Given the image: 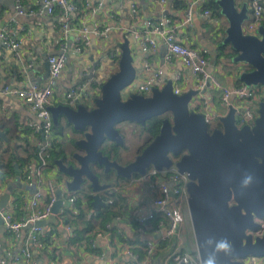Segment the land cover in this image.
Returning <instances> with one entry per match:
<instances>
[{"label":"water","instance_id":"95a60500","mask_svg":"<svg viewBox=\"0 0 264 264\" xmlns=\"http://www.w3.org/2000/svg\"><path fill=\"white\" fill-rule=\"evenodd\" d=\"M216 2L227 21L223 44L235 52L231 62L246 67L237 80L246 87H264V26L258 27L254 34H245L242 26L248 18L247 2L240 8L235 0ZM114 64L115 72L100 85L99 97L93 99L91 108L79 102L75 106L49 107L54 126L62 119L65 126L78 133L72 142L77 152L71 155V163L65 165L63 158L51 163L66 178V192H78L87 184L90 205L96 210L105 205L98 194L105 188L99 184L92 170L94 166L112 168L124 178L133 174L143 176L149 168L160 172L173 166L187 179L186 207L200 261L246 264L247 257H262L264 236L252 240L245 233L255 229L253 218L264 217V103L259 104L251 128H237L234 109L229 108L219 120L220 128L212 129L190 105L196 92L190 89L174 95L172 77L163 76L160 87L155 85L148 93H137L142 82L127 41L119 46ZM44 67L48 70L47 62ZM164 115L158 134L130 163L122 166L102 153L108 143L123 144L118 124L144 125ZM0 139L7 142L2 132ZM56 199L52 214L63 204L61 190L56 191ZM8 200V193L1 195L0 211ZM51 220L53 216L32 226L44 227ZM29 228L30 225L24 229ZM151 237L157 240L160 234ZM221 244L223 247H219Z\"/></svg>","mask_w":264,"mask_h":264},{"label":"crops","instance_id":"0c3cea01","mask_svg":"<svg viewBox=\"0 0 264 264\" xmlns=\"http://www.w3.org/2000/svg\"><path fill=\"white\" fill-rule=\"evenodd\" d=\"M16 1H19L24 6V14H16L14 7ZM73 1L80 4L82 8L69 16L68 19H62L57 12L51 15L40 12L42 0H0V23L19 43V48L15 52L4 49L0 45V89L4 86H9L21 90L28 88L34 83L46 85L49 81V71L44 67L47 58L63 53L65 55V65L52 88V106L62 104L60 98L64 93L77 84L84 83L90 96L86 100L84 99L82 104L91 108L93 99L99 97L100 85L109 75L115 72L112 54L119 56V46L124 41H127L139 80L147 79L152 69L159 70L162 77L166 78L173 77V75L179 73L183 79L182 91L189 90L192 88L191 85L194 81L191 72L177 59L170 64L163 61L165 47L159 38H156L158 48L156 54L151 55L142 52L140 49V35L135 34V32L140 34L143 29V22L148 19H170L173 25L176 26L175 41L177 43L205 50L208 54L209 63L212 62L210 56L214 55L213 67L217 76L211 71L209 74L222 87L232 89L238 81L239 73L246 69L243 64H235L231 61H217L216 42L220 33L217 32L213 35L211 29L218 27L220 30H225L227 21L221 15L216 19L217 22L213 23L202 15L201 5L192 0H165L164 4L149 0ZM246 1L235 0L237 8H240ZM176 3L189 5L188 8L191 10L190 26L181 24L187 8L180 10L176 8ZM132 4L135 8L134 11ZM64 22L70 27L67 33L61 32V25ZM79 28L90 31L91 35L89 36L88 45L85 47L81 46V50L77 51L74 45L78 37V31L76 30ZM97 29H108V33L104 37H98L94 34ZM215 91L212 88L208 89L207 93L204 94L205 100L208 102L207 105L213 114L224 115L226 110L219 103V92ZM35 121V117L21 100L0 95V132L4 133L7 139V142L0 139V152L3 153V157L6 158L12 148L16 149L18 156H20L26 142L33 145L37 141V136L34 135L37 133L29 125ZM59 123L62 127L59 135L61 138L60 143L64 152L63 158L66 160L71 154L77 152L72 142L74 137H78V133L74 132L70 126H65L64 120L60 119ZM117 129L123 137V146H119V148L126 147L125 141L128 138L130 129L124 122L118 124ZM3 151H6V153ZM122 151L125 150L121 149L119 153H122ZM121 153L120 155H122ZM23 172L24 167H21V165L15 166L14 177L3 184L0 183V197L5 193L9 194V200L1 211L10 210L15 222L27 218L29 214L25 209V205L24 207L19 205L14 208L13 204L16 198L19 197L20 200L23 199L24 203H26L30 201L35 193L34 188L26 190L20 187V185H24L19 180ZM44 176L46 180L50 179L54 183L56 191L61 190L63 206H66V198L68 196V192H66L64 187L66 178L62 174L60 175L56 168L51 165L46 167ZM84 187L85 189H81L80 192L83 193L84 198L89 200L90 204L91 199L88 196L91 192L87 184H84ZM146 187L143 186L145 189L132 188L127 190L125 197L128 203L125 211L128 214L114 223L128 237L133 235L130 224L133 219L132 209L134 207L139 209L140 206H142L141 210L143 207H146L145 209L147 210L151 209L149 192ZM39 193L43 198L46 197L45 186L40 188ZM101 202L106 205L104 200H101ZM42 205L41 199L39 207H42ZM23 210H25V214L22 213ZM91 210L94 211L92 207ZM186 215H188L187 211ZM51 225H55L58 230L56 234L59 236L57 237L54 234L49 241L57 248L56 254L59 264H109L110 258H113L117 264H126L127 257L124 250L119 249V251H116L112 246L110 236L109 244L111 250L108 248V242L105 239H99L96 253H90L85 247L65 246V236L55 219L46 223L43 229H49ZM27 233L28 229L23 228L15 237H9V233L0 224V259L7 247H14L15 250L19 247H30L32 249L30 250L32 257L36 263L43 264L45 262V254L31 247L27 239ZM151 234L148 235L147 232H144L140 237L143 240H149ZM102 251L103 253H101ZM8 264L13 263L8 262ZM255 264H264V261L259 259L256 260Z\"/></svg>","mask_w":264,"mask_h":264},{"label":"built area","instance_id":"2783aa9c","mask_svg":"<svg viewBox=\"0 0 264 264\" xmlns=\"http://www.w3.org/2000/svg\"><path fill=\"white\" fill-rule=\"evenodd\" d=\"M151 2H157L158 4H164L165 0H149ZM200 5L205 0H192ZM247 6L249 10V19L243 23L242 29L245 34H254L258 27L263 26L264 23V0H247ZM16 14H24V6L16 1L14 5ZM134 11V6L132 4ZM40 12L47 15H51L57 12L62 19H68L69 16L76 12L75 5L72 0H42ZM202 15L208 18V20L216 23V19L209 17L208 11H202ZM182 25L191 24V10L187 8L185 17L181 22ZM143 29L138 34L139 46L142 52L149 53L151 55L156 54L158 51L156 45V38H159L164 44L163 61L167 64L172 63L175 59L179 60L182 65L188 69L194 81L191 85L193 91L196 92L190 101V105L193 110L203 115L204 122L210 128H214L215 124L219 123V120L224 115L213 114L208 107V102L205 100L204 94L208 89L216 90L219 92L220 105L228 111L229 108L234 109V124L236 127H252L255 121V113L253 104L256 101V96H259L263 89L259 87H246L242 83L238 86H234L232 89L222 87L219 82L207 72L206 68L209 65V60L204 57L205 50H197L190 48L181 43L175 41V28L173 22L170 19H148L143 22ZM70 27L64 22L61 25V32L67 33ZM78 37L75 40V49L81 50V46L85 47L89 43L90 31L84 28H79ZM89 32V33H88ZM108 33V29H97L94 34L98 37H104ZM0 45L7 50L15 52L19 48V43L14 39L10 32L6 30L4 25L0 23ZM117 54H112L114 63L117 60ZM49 71V81L46 85H39L37 83L31 84L26 89H17L9 86H4L0 89V95H6L9 97L17 98L25 104L30 112L35 117L36 121L30 123L33 131L39 135V140L34 142L36 150V159L32 161L25 169L22 183L29 188H34L35 193L31 197L29 202L25 203V209L28 211L27 218H24L18 222L12 219V213L10 210L1 211L0 219L1 225L5 231L9 234V237H15L20 230L30 225L27 233V239L31 246L40 251L44 247L40 241V237L44 236L43 227L32 226L35 222L43 221L53 216L57 221L59 228H61L64 236V245L67 246L68 242L74 238V232L70 227L63 224L62 221V207L69 206L71 209H75L77 198L74 193H68L66 198V206H62L55 214H52L53 205L56 203V187L54 183L44 176V171L49 164L50 152L55 143L60 142L61 138L53 132V121L49 112V107L52 106V94L53 85L57 78L61 75L65 65V55L63 53L58 55L49 56L46 60ZM149 67V66H148ZM172 92L174 95H180L183 92V79L179 73L172 77ZM142 84L137 88V93H148L150 88L157 85L161 86L164 83L162 74L157 69H152L150 76L141 80ZM86 84L79 83L68 92L64 93L60 101L64 105L75 106L76 102L82 104L83 100L90 96L89 91L86 90ZM189 89V90H190ZM188 91V90H187ZM210 96V95H209ZM214 112V111H213ZM187 179L185 175L179 174L172 166L166 169H162L160 172L149 168L145 175L138 176L131 179L127 183V190L132 188L142 189L143 186H147L148 196L150 198L151 209L147 210L142 206L137 209H132V217L139 224L137 232L143 233L141 226H149V223L153 220L157 221L154 225V230L151 232V236L154 234H160V238L153 240L152 237L149 240H139L140 243L135 247H143L145 252V258L141 261L137 260L138 256L132 250L123 248L127 257L126 264H150V257L157 250L158 242H172V239H176L179 236L180 227V214L181 207L186 205L187 194L185 191V184ZM45 186L46 197H42L39 193L40 188ZM116 187L111 188V192L116 191ZM145 189V188H143ZM139 191V190H138ZM125 192V193H126ZM109 193V192H108ZM42 199V207H39V202ZM141 210V211H140ZM255 229L246 231L245 235L250 236L252 240L264 236V217L253 218ZM112 227V224H111ZM109 229V226H106ZM150 235V234H148ZM110 234L106 232H97L91 239V247L97 248L98 240L105 239L109 244ZM51 238V237H50ZM50 240V239H49ZM67 243V244H66ZM174 246V243L172 242ZM110 246V247H109ZM174 246V250L165 259L163 264H205L200 261L198 255H182L180 251ZM111 250V249H110ZM113 250V248H112ZM42 252V251H41ZM103 253V251L101 252ZM45 262L43 264H59L57 261V254L46 251ZM192 254V253H190ZM102 255V254H101ZM184 256H191L187 260ZM264 261V255L259 258ZM258 258L247 257L245 259L246 264H255ZM170 261V262H169ZM37 264L32 257L29 247H19L16 250L14 247H7L3 251V256L0 259V264ZM109 264H117L112 258L109 259Z\"/></svg>","mask_w":264,"mask_h":264},{"label":"trees","instance_id":"16d2710c","mask_svg":"<svg viewBox=\"0 0 264 264\" xmlns=\"http://www.w3.org/2000/svg\"><path fill=\"white\" fill-rule=\"evenodd\" d=\"M73 1V0H72ZM217 0H205L204 3L201 5L202 11L206 10L209 13V17L211 19H218L220 14V9L217 5ZM76 12L80 10L81 5L74 2ZM175 4V3H174ZM176 8L180 10H185L188 8L189 5L182 4V3H176ZM224 29H219L218 27H214L211 29L212 34L215 35L217 32L220 33L219 39L216 42V59L217 61H224V62H230L232 58L235 56V52L230 48L228 44H223L224 39ZM192 48V47H190ZM197 50H201L198 48H193ZM204 57L208 58L207 53H203ZM240 84L239 81H237L235 86H238ZM166 116V115H164ZM163 117L160 116V124L161 119ZM146 124L148 125V133L154 137L158 134L159 129V121L158 117L152 118L148 121H146ZM215 127L218 129L220 128V124H215ZM62 131V127L60 123H58L57 126L53 127V132L55 135L59 136ZM37 136V140H39L38 134H34ZM60 137V136H59ZM105 149V148H104ZM124 149V147L119 148V146H116L112 143H108L107 145V153L103 152L104 155L108 156L111 159L119 160L118 152ZM106 150V149H105ZM6 153V151H3ZM16 149L12 148L10 151V154L5 158L3 157V153L0 152V183L3 184L12 177H14V168L15 166L21 165V167H24V171L26 167L36 159V150L35 146L28 144V142L25 143V146L23 147L22 154L18 156ZM64 152L63 148L61 147V143H55L51 152H50V159L48 166L51 165L52 160L63 158ZM23 174L20 176L19 180L22 181ZM125 185L119 186L120 182H116L113 187H116L115 192H111V194L106 193V196L104 194L102 200L105 201L106 205L101 206L97 208L96 210L92 211L89 200L87 198H84L82 192L74 193L73 195L76 196V206L75 209L69 208V206L62 207V221L63 224L67 225L71 228V230L74 232V238L70 240L67 244V246H75L76 248L85 247V249L90 253H96L97 248L91 247V239L97 232H108L110 234V239L112 246L116 251H119V249L124 250L125 248L132 250L136 255L138 256L139 261L143 260L145 258V252L143 250V247H135L140 243L139 240H141L140 235L137 232V228H139V224L136 222V220L132 219L131 229H132V237H128L124 235L118 228L115 226V222L118 219H123L124 216H126L128 213L125 211L126 204L125 201L126 197L123 195V192L126 191V184L127 181H124ZM120 187V188H119ZM25 201L22 199L20 200L19 197L16 198L13 206L16 208L21 205L24 207ZM16 211V209H14ZM23 214H25V210L22 211ZM22 215V214H21ZM14 216L12 215V219ZM133 218V217H132ZM14 220V219H13ZM157 221L153 220L149 223V226H141V229L144 232H147L150 234L154 230V225ZM112 224V227H111ZM106 226H109V229L106 228ZM58 232L55 225H51L49 229H45L44 233L45 235L40 237V241L42 242L43 249L40 250L43 253L46 251L50 253H55L57 248L51 244L49 241L50 237H52L54 234ZM57 235V234H56ZM59 235H57L58 237ZM172 242L174 243V246L176 245V240L172 239ZM172 242H158L157 244V250L154 252V254L150 257V261L148 262L150 264H163L165 263V259L168 255L172 253L174 250V246L172 245ZM32 247V246H31ZM124 248V249H123ZM30 250H32L29 247ZM180 252L183 253V250ZM191 253V252H190ZM170 262V261H169Z\"/></svg>","mask_w":264,"mask_h":264},{"label":"flooded vegetation","instance_id":"af4514ba","mask_svg":"<svg viewBox=\"0 0 264 264\" xmlns=\"http://www.w3.org/2000/svg\"><path fill=\"white\" fill-rule=\"evenodd\" d=\"M263 26H264V23H263ZM259 88H262L263 89V92L259 95V96H256V101H255V103L253 104V108H254V113H255V116H256V118H257V110H258V107H259V104L260 103H264V87H260V86H258ZM162 117H165V116H162ZM256 118H255V120H256ZM158 121H159V128H160V116L158 117ZM124 123H126V122H124ZM219 124V123H218ZM126 125V124H125ZM126 126H128V128L130 129V133L131 134H135V136H138V139L140 140V145H138L137 147H136V149H135V153H136V155L135 156H137L138 154H140L141 152H142V150L154 139V137L156 136H154V137H152L149 133H148V129H149V127H148V125L146 124V122H145V124L144 125H140V124H130V125H126ZM214 127V129H218L217 127H215V126H213ZM242 127V126H241ZM237 128H240V127H237ZM159 130V129H158ZM140 132V134H137V132ZM137 134V135H136ZM141 137H143V140H141ZM123 138V137H122ZM113 144V143H112ZM116 146H123V144L122 145H116ZM75 150V149H74ZM124 150V149H123ZM76 151V150H75ZM103 152H105V153H107V149L105 150L104 148L102 149V153ZM185 153V152H184ZM118 154H120L119 152H118ZM182 154H183V152H182ZM72 155V154H71ZM135 156H133L132 157V159L131 160H128V161H121V160H115V159H111V157L109 158L110 160H115L118 164H120V165H122V166H124V165H126V164H128V163H130L131 161H133V159H134V157ZM64 159V162H67V163H64L65 165H68V164H70L69 162H71L72 160H71V156L70 157H67V159L65 160V158H63ZM92 170L93 171H95V173L97 174V176H98V180H99V184L100 185H102V186H104V190H101V192H99L98 194H99V197H100V200H102L101 199V197L103 198V196H104V194H105V196H106V193L108 192V190L110 189V188H112V186H113V184H115L116 182H120V181H127V182H129L131 179H133V178H136V177H138V175L137 174H133V175H131L129 178H124V177H119V176H117V174L115 173V171L112 169V168H110V169H108V170H105V168L104 167H98V166H94L93 168H92ZM61 175V174H60ZM107 186H109V187H107ZM82 189H85V187H83ZM78 192H80V191H78ZM78 192H76V193H78ZM100 207V206H99Z\"/></svg>","mask_w":264,"mask_h":264},{"label":"rangeland","instance_id":"374dc122","mask_svg":"<svg viewBox=\"0 0 264 264\" xmlns=\"http://www.w3.org/2000/svg\"><path fill=\"white\" fill-rule=\"evenodd\" d=\"M210 57L212 58V62L209 63L206 70L208 73H210V71H211L215 76H217L215 73V68L213 67L214 55H211ZM125 124L130 125V123H125ZM129 131H128L129 135L127 136L128 138L125 141V143H126V147H124L125 151H122V153L120 152L122 155L118 156V158H120L119 160H121V161L131 160L132 157L136 155V153H135L136 147L138 145H140V140L138 139V136H135V134H131ZM137 134H140V132L138 131ZM141 140H143V137H141ZM124 185H125L124 181H120L119 186L124 187ZM112 188H113V186H112ZM108 192H109V194H111V188L108 190ZM125 192L126 191L123 192L124 196L126 194ZM124 201H125V204L128 203L127 199ZM186 211L188 214V210H187L186 205H183L181 207V214H180L179 236H178V238H176V246H178L176 249L178 251L183 250V253L180 252L182 255H196L197 253L195 250V243H194V239H193V233H192V228H191V224H190V219H189V215H186ZM190 252L192 254H190ZM184 257L187 260H189L188 258H191V256H184Z\"/></svg>","mask_w":264,"mask_h":264},{"label":"clouds","instance_id":"9594fccd","mask_svg":"<svg viewBox=\"0 0 264 264\" xmlns=\"http://www.w3.org/2000/svg\"><path fill=\"white\" fill-rule=\"evenodd\" d=\"M219 247H223V244L219 245ZM210 264H211V262H210Z\"/></svg>","mask_w":264,"mask_h":264}]
</instances>
